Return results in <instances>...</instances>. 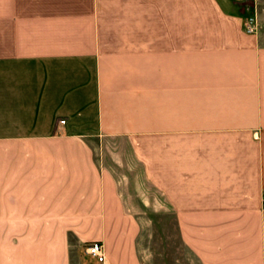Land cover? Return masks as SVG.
<instances>
[{"label":"crops","instance_id":"0c3cea01","mask_svg":"<svg viewBox=\"0 0 264 264\" xmlns=\"http://www.w3.org/2000/svg\"><path fill=\"white\" fill-rule=\"evenodd\" d=\"M263 194L264 0H0V264H264Z\"/></svg>","mask_w":264,"mask_h":264},{"label":"built area","instance_id":"2783aa9c","mask_svg":"<svg viewBox=\"0 0 264 264\" xmlns=\"http://www.w3.org/2000/svg\"><path fill=\"white\" fill-rule=\"evenodd\" d=\"M247 33H255L257 30L256 21L254 18L248 19V22L245 25ZM64 122V121H62ZM262 205L264 206V194L262 196ZM85 253L89 257L95 258L99 263L105 264L107 262V258L104 253V247L101 242L94 241L92 244H89L86 247Z\"/></svg>","mask_w":264,"mask_h":264}]
</instances>
